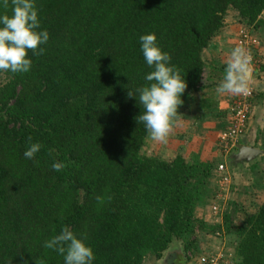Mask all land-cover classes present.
I'll use <instances>...</instances> for the list:
<instances>
[{
	"label": "trees",
	"instance_id": "obj_1",
	"mask_svg": "<svg viewBox=\"0 0 264 264\" xmlns=\"http://www.w3.org/2000/svg\"><path fill=\"white\" fill-rule=\"evenodd\" d=\"M36 7L50 37L43 54L29 52L26 74L0 72V264H63L44 243L65 226L86 238L94 264L160 260L177 240L196 253L198 230L235 234L237 264H264V202L242 226L229 211L224 226L199 220L207 180L222 162L143 154L142 109L127 97L148 83L139 37L155 33L187 83L182 111L204 87L203 53L228 10L261 30L264 0H36ZM29 138L42 145L33 160L23 156ZM55 161L65 165L60 172Z\"/></svg>",
	"mask_w": 264,
	"mask_h": 264
},
{
	"label": "clouds",
	"instance_id": "obj_2",
	"mask_svg": "<svg viewBox=\"0 0 264 264\" xmlns=\"http://www.w3.org/2000/svg\"><path fill=\"white\" fill-rule=\"evenodd\" d=\"M9 4L12 6L11 15L0 14V72L26 74L32 67L29 52L43 54L41 46L49 41V32L41 29L36 0H0V8L7 9ZM139 43L144 61L152 70L144 77L148 82L146 86L128 89L127 97L135 98L142 109L136 119L144 125L150 138L165 142L177 117L178 107L183 104L187 83L172 65L171 55L158 45L155 33L140 35ZM250 62L251 57L246 50L235 47L217 92L246 95ZM41 148L39 142H32L29 138L24 158L33 160ZM51 167L60 172L65 165L55 161ZM85 241V237H78L65 226L59 234L45 241L44 247L61 255L63 264H94L93 250Z\"/></svg>",
	"mask_w": 264,
	"mask_h": 264
},
{
	"label": "rangeland",
	"instance_id": "obj_3",
	"mask_svg": "<svg viewBox=\"0 0 264 264\" xmlns=\"http://www.w3.org/2000/svg\"><path fill=\"white\" fill-rule=\"evenodd\" d=\"M263 18H264V13H263ZM243 28L249 29L254 34V36H257L258 40L262 42V44L258 45L257 49L253 51V54H255L257 59L259 60V63L257 65L264 64V55L261 56L262 51L260 52L261 47H264V35H261L257 29H254L253 27L249 26L246 22L241 21L238 11L231 8L227 12L223 28L216 34V36L212 41L213 42L211 44L212 47L211 48L209 47L210 49L208 48L207 51L206 52L204 51L205 53H203L204 60L207 66L206 76H209L210 73L209 68L218 64L221 70L223 71H221V76L217 77L216 79H218L219 82H222L227 61L230 58L229 53H231V51L235 47H238V43H239L238 37L240 31ZM225 52L227 53V55H223ZM262 68L264 69V65ZM258 75L260 76V74H257V77H259ZM261 80L264 81V79ZM5 81H6L5 77L0 76V84ZM217 82L218 81H216V83ZM254 98H255V94H254ZM231 104L229 110L231 109ZM188 110L189 108L183 109L181 112L183 111L187 112ZM181 112L177 113V117L173 123L171 131L168 134V137L165 142L154 141L150 138V135L147 136L145 140V144L142 148L143 154H146L148 156H160L167 161H171L175 159L178 155H182V156L185 155L186 157L184 156V158L188 161V163L195 162L196 160L195 156L191 157V155H189V153L186 151L187 149H185V145H186L185 142L188 140L189 134L184 132V129L186 128L185 125H187V123L184 122L186 121L185 119L180 120ZM217 142L219 143V136ZM225 158L228 159L230 157L229 156L225 157L220 155L219 160L221 159V162H223ZM250 160L251 158H246V157L242 159L243 163L245 161H250ZM234 163L235 162L230 161V159L228 160V166H230V170H231L230 175H231L232 185L226 187L225 184L222 185L221 184L222 177H220L221 175L219 172H217L216 169L213 171L215 176L213 177L211 175L207 180L208 191L205 200L203 201V203L205 204L206 213L204 215L201 212L202 214H200V216L197 217L199 220L202 219L204 221L205 219H208L212 225L216 226L220 224L224 226L223 217L226 211L227 212L229 211V213L231 212L234 213V218H235L234 225L239 226V223L241 222L242 223L241 226H242L245 224L246 215L258 211L257 209L259 204H262L264 202V171L258 172L263 174L261 176L256 174L254 175L252 173L253 170L251 171L246 170L244 172L242 171L241 164L235 163L236 164L235 165ZM250 173H252L253 177L250 176ZM260 178L261 180L263 179V181L260 182V184H258L257 181ZM210 233H208L207 235L209 236ZM219 234L220 233H213L212 236L214 238L218 237L219 239ZM203 238L204 236L197 238L198 249L195 250L196 253L193 252V249L192 251H188L186 253L184 251L185 249L184 243L181 240H177L176 242H174V244H172L171 248L165 253L162 259L158 260L157 258L150 256L149 258L146 259L144 264H175V263L177 264V262L179 263L181 262L183 264H203V260L205 259V257H209V255H217V254L220 255L223 254V256L225 254H228L227 256H225V258L229 260V263L232 260V257L234 258L235 254L233 253L231 254V252L233 251L232 247H230L229 249L227 247L228 244H226L225 241L221 240L218 243L214 238L210 237V240H206L205 244L202 245L203 243H201V241H203L202 240ZM232 240L233 239H231V241ZM234 244L235 243H233L232 245ZM181 247L183 250L176 249ZM223 247H225L224 251H223ZM177 252H179V254H177Z\"/></svg>",
	"mask_w": 264,
	"mask_h": 264
},
{
	"label": "crops",
	"instance_id": "obj_4",
	"mask_svg": "<svg viewBox=\"0 0 264 264\" xmlns=\"http://www.w3.org/2000/svg\"><path fill=\"white\" fill-rule=\"evenodd\" d=\"M262 19L264 21L263 15H262ZM258 32H260L261 35H264V23L262 24L261 30H258ZM211 44L209 45L210 48L212 47ZM207 49L205 50V52L207 51ZM260 52H261V56H263L264 47H261ZM223 55H227V53L225 52ZM230 55L231 53H229V57ZM209 70H210L209 76H206V71L204 73V80H203L204 87L197 92L191 93V99L188 102V104L185 106L186 108L184 107V109L189 108V110L187 112L180 111L181 112L180 120L185 119L186 121L184 122L187 123V125H185L186 128L184 129V132L189 134V138L185 142L186 144L185 149H187L186 151L189 153V155H191V157L195 156L196 160H201V161L209 160L217 163L221 161V159L219 160L221 153L218 148L217 139L220 133L227 126L228 116L230 112L229 107L233 98L235 97V94L218 93L216 89L221 82H219V80L216 78L221 76V71L223 70H221L218 64L210 67ZM257 74H260V76L258 75L259 77H257ZM247 79H248L247 85L255 88V98L253 100V112H252V117L250 119L249 130L248 133L241 139L240 144L246 147L257 149L258 151H256L255 155L251 158L250 161H245L244 163L242 159H244L247 156H245L244 158L241 157L238 160L236 157V153L238 151L232 153L229 159L232 162L241 164L242 171L245 172L246 170L249 171L253 170L252 173L254 175L256 174L261 176L263 174L258 172L264 171V143H263L264 142V91H263L264 81L261 80L264 79V69L262 68L258 70L255 69L253 73L250 72ZM216 81L218 82L216 83ZM252 173H250L251 177H253ZM212 176L214 177L215 174L214 175L212 174ZM262 181L263 179L261 180L260 178L257 181V183L260 184V182ZM260 205L261 204H259L258 209ZM205 211H206L205 204L204 203L200 204L196 208V217H199L200 214L202 213L205 215L206 213ZM256 212H253L252 214ZM204 222H206L210 227H215V225H212L208 219H205ZM241 224L242 223L240 222L239 225ZM208 233L210 232L202 231V230L197 231V238L204 236V238L202 239L203 241H201V243H203L202 245L205 244L206 240H210V237L214 238L212 236L213 233H210L209 236L207 235ZM214 239L218 243L221 240L225 241L226 244H228L227 247L229 249L230 247H232L233 251L231 252V254L232 253L235 254L234 258L232 257L230 263L229 260L225 258V256H227L228 254H225L223 256V262L221 264H228V263L237 264L236 247L239 242V237L236 236L235 234L227 235L226 233V235L220 236L219 239L218 237ZM231 239L233 240L231 241ZM231 243L232 244L235 243V244L232 245ZM225 247H223V251ZM176 249L183 250L182 247ZM177 254H179V252H177Z\"/></svg>",
	"mask_w": 264,
	"mask_h": 264
},
{
	"label": "built area",
	"instance_id": "obj_5",
	"mask_svg": "<svg viewBox=\"0 0 264 264\" xmlns=\"http://www.w3.org/2000/svg\"><path fill=\"white\" fill-rule=\"evenodd\" d=\"M238 47H243L251 57V62L248 66L250 72L253 73L255 69H260L261 64L257 59L253 51L257 49L258 45L262 44L258 40L257 36L247 28H243L239 34ZM248 86V93L246 95H237L232 100L231 109L229 112L228 123L225 129L219 135L218 148L222 156L230 157V155L238 151L241 145V139L248 133L250 119L253 112V98L255 94V88ZM217 172L220 173L221 184L226 186L232 185L231 182V171L228 166V161L225 158L224 162L220 163L216 168ZM223 262V255H209L203 260V264H221Z\"/></svg>",
	"mask_w": 264,
	"mask_h": 264
},
{
	"label": "water",
	"instance_id": "obj_6",
	"mask_svg": "<svg viewBox=\"0 0 264 264\" xmlns=\"http://www.w3.org/2000/svg\"><path fill=\"white\" fill-rule=\"evenodd\" d=\"M249 74H250V70L248 69L247 77H248ZM256 151H258V150L254 149V148L246 147L244 145H240L239 149H238V152L236 153V157L238 159L241 158V157H244V156H247L246 158H252L255 155Z\"/></svg>",
	"mask_w": 264,
	"mask_h": 264
}]
</instances>
